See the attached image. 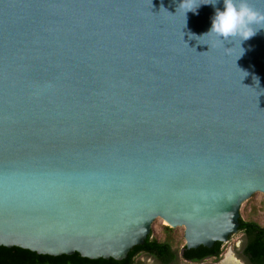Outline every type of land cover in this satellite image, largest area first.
Segmentation results:
<instances>
[{"label":"water","instance_id":"water-1","mask_svg":"<svg viewBox=\"0 0 264 264\" xmlns=\"http://www.w3.org/2000/svg\"><path fill=\"white\" fill-rule=\"evenodd\" d=\"M180 2L0 0V247L122 261L159 218L189 250L239 233L264 194V30L243 52L204 35L222 0Z\"/></svg>","mask_w":264,"mask_h":264},{"label":"trees","instance_id":"trees-1","mask_svg":"<svg viewBox=\"0 0 264 264\" xmlns=\"http://www.w3.org/2000/svg\"><path fill=\"white\" fill-rule=\"evenodd\" d=\"M166 231L171 232L169 227ZM239 232L244 234L246 243L243 256L249 264H264V227L254 221H244L240 218ZM222 243H216L213 248L199 247L197 249L183 248L182 259L193 263H202L207 258L218 259L222 254ZM139 253H147L164 264L170 263L177 257L170 242H159L148 236L145 244L134 247L127 259L117 261L114 259L91 260L82 257L79 253L74 255L49 256L40 255L30 250L18 247H0V264H132Z\"/></svg>","mask_w":264,"mask_h":264},{"label":"clouds","instance_id":"clouds-1","mask_svg":"<svg viewBox=\"0 0 264 264\" xmlns=\"http://www.w3.org/2000/svg\"><path fill=\"white\" fill-rule=\"evenodd\" d=\"M220 0H209L204 4H212L215 8ZM223 10L216 8L212 17L211 28L204 34H213L219 40L234 43L236 40L241 44L255 36L260 30H264V11L253 7L250 0H222ZM201 3L197 0H181L179 8L186 14L195 12ZM209 46V45H208Z\"/></svg>","mask_w":264,"mask_h":264},{"label":"rangeland","instance_id":"rangeland-1","mask_svg":"<svg viewBox=\"0 0 264 264\" xmlns=\"http://www.w3.org/2000/svg\"><path fill=\"white\" fill-rule=\"evenodd\" d=\"M240 217L244 221H254L260 226L264 227V194L256 193L250 199L243 203L240 209ZM169 227L162 219L155 220L152 227V238L159 242H170L173 250L180 254L185 246L183 240L184 229H172L171 232L165 230ZM246 243L244 234L237 233L227 244L222 246V254L218 259H210L200 264H220L228 255H231L235 260L241 264H249L243 256V249ZM141 258H138L140 260ZM151 264V263H150ZM178 264H188L182 260Z\"/></svg>","mask_w":264,"mask_h":264},{"label":"flooded vegetation","instance_id":"flooded-vegetation-1","mask_svg":"<svg viewBox=\"0 0 264 264\" xmlns=\"http://www.w3.org/2000/svg\"><path fill=\"white\" fill-rule=\"evenodd\" d=\"M182 254H183V250L180 252V254L177 255L176 259L173 260L170 263L167 264H178V261L182 260L185 263L188 264H200V263H193V262H189V261H185L182 259ZM138 258H141L140 260H138ZM210 260V258H207L205 261ZM204 261V262H205ZM164 264L163 262L157 260L155 257H153L152 255H149L147 253H139L135 259L134 262L132 264Z\"/></svg>","mask_w":264,"mask_h":264},{"label":"bare ground","instance_id":"bare-ground-1","mask_svg":"<svg viewBox=\"0 0 264 264\" xmlns=\"http://www.w3.org/2000/svg\"><path fill=\"white\" fill-rule=\"evenodd\" d=\"M220 264H241V263L235 260L231 255H228Z\"/></svg>","mask_w":264,"mask_h":264}]
</instances>
